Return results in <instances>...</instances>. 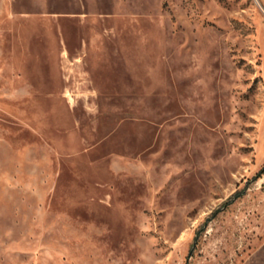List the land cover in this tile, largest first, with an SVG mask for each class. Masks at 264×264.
Wrapping results in <instances>:
<instances>
[{
    "label": "rangeland",
    "instance_id": "374dc122",
    "mask_svg": "<svg viewBox=\"0 0 264 264\" xmlns=\"http://www.w3.org/2000/svg\"><path fill=\"white\" fill-rule=\"evenodd\" d=\"M263 169L264 0H0V264H264Z\"/></svg>",
    "mask_w": 264,
    "mask_h": 264
},
{
    "label": "trees",
    "instance_id": "16d2710c",
    "mask_svg": "<svg viewBox=\"0 0 264 264\" xmlns=\"http://www.w3.org/2000/svg\"><path fill=\"white\" fill-rule=\"evenodd\" d=\"M264 170V169H263ZM262 170L259 172V175L261 174Z\"/></svg>",
    "mask_w": 264,
    "mask_h": 264
}]
</instances>
